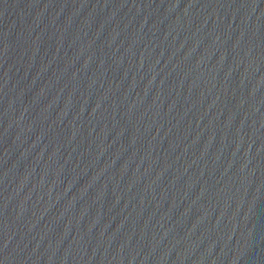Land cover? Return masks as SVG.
I'll list each match as a JSON object with an SVG mask.
<instances>
[{
  "label": "water",
  "instance_id": "1",
  "mask_svg": "<svg viewBox=\"0 0 264 264\" xmlns=\"http://www.w3.org/2000/svg\"><path fill=\"white\" fill-rule=\"evenodd\" d=\"M0 264H264V0H0Z\"/></svg>",
  "mask_w": 264,
  "mask_h": 264
}]
</instances>
